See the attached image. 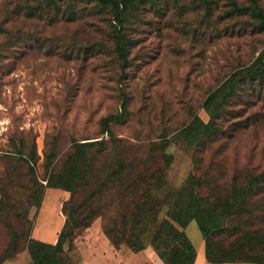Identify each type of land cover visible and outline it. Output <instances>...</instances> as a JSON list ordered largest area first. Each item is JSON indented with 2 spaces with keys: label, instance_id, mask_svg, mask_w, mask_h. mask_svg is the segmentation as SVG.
<instances>
[{
  "label": "rangeland",
  "instance_id": "374dc122",
  "mask_svg": "<svg viewBox=\"0 0 264 264\" xmlns=\"http://www.w3.org/2000/svg\"><path fill=\"white\" fill-rule=\"evenodd\" d=\"M257 2L264 10V0ZM251 3L129 0L119 25L112 3L61 0L62 17L49 21L40 14L51 13L49 0H0L1 186L22 197L23 190L12 187L10 178L24 183L35 179L32 164L23 159L11 160L10 175L2 177L5 155L17 157L7 154L15 152L14 143H23L25 154L35 144L40 174L44 151L52 145L60 150L64 166V153L76 144L109 139L112 133L127 139L158 177L159 187L151 195L173 198L193 174L202 181L197 191L221 209L223 230H238L247 211L264 228V83L259 97L258 86L253 93L238 87L241 93L230 96L231 102H239L231 108L243 116L257 110L247 125L236 124L229 138L222 134L192 140L184 132L195 118L210 120L219 92L206 103L207 95L264 48V27L246 7ZM69 8L75 13L69 14ZM115 28H121L127 45L124 66L115 48ZM243 99L255 104L240 103ZM106 117L112 119L106 122ZM94 149L87 148L90 153ZM115 150L108 141L103 157L109 159ZM247 179L250 196L244 199L240 192ZM60 192L67 218L64 202L70 193L64 189L48 187L40 208L25 200L0 206V264H34L28 246L39 254L40 245L30 241L32 226L34 235L45 230L43 236L51 239ZM102 223L100 216L92 221L93 233L103 231ZM85 229L63 244L58 264H72L67 248ZM184 230L196 250L204 245L195 219ZM222 238L223 246H229L232 238Z\"/></svg>",
  "mask_w": 264,
  "mask_h": 264
},
{
  "label": "trees",
  "instance_id": "16d2710c",
  "mask_svg": "<svg viewBox=\"0 0 264 264\" xmlns=\"http://www.w3.org/2000/svg\"><path fill=\"white\" fill-rule=\"evenodd\" d=\"M49 1L52 5L51 13L50 10H40V14L49 21L62 17L61 0ZM96 1L112 3L115 9L113 19L117 24H122L129 0ZM246 7L259 22V26L264 27V10L257 0H252ZM75 11L69 8V14ZM112 35L116 52L124 66L128 62V54L121 28L113 29ZM263 83L264 48L251 64L242 66L236 73L230 74L218 88L207 95L206 103L219 92L210 120L204 123L200 118H195L186 127L185 134L192 140L222 134L229 138L233 127L236 124L247 125L254 119L257 110L243 116L239 110L231 108L233 103L239 102L236 100L231 102L230 96L247 89L253 93L258 86L255 96L259 97ZM246 100L243 99L240 103L254 105L255 102L261 101L259 98H256L254 103H248ZM233 117L239 118L231 120ZM111 119L106 117L104 121L108 122ZM108 141L116 147L109 159L103 157ZM13 145L15 152L11 150L7 154H16L17 157L5 155L2 177L10 175L8 166L11 160L23 159L32 164L30 168L35 172V179L30 182V186L28 182L10 178L12 187L23 190L22 197L13 192L7 193L0 183V206L17 204L19 200L39 205L44 191L39 189L40 184L44 187L61 188L70 193L64 202L69 208V216L58 232L57 240L48 243L31 237L32 243L40 245L39 254L34 253L28 246L34 264H58L63 244L72 241L73 237L91 225L97 216L102 218L103 232L115 246L125 242L133 251H138L150 245L164 264L194 263L196 248L184 230L192 219L196 220L204 238V255L209 262L264 264V228L254 224L255 215L252 211L246 212L238 230H223L220 223L221 209L218 210V204L213 198L197 191L196 187L201 185L202 181L193 174L187 177L173 198L151 195L150 191L159 187L158 177L148 171L138 154L139 151L127 139L110 133L109 139L101 137L84 140L76 144L73 150L71 148L64 153V166L61 164V152L54 144L48 152L44 151L40 174L34 160L37 153L35 144L27 154L22 151L23 143ZM92 145H95V149L90 153L87 148ZM128 152L132 153L129 158ZM261 178L264 180V173L261 174ZM42 180H45V184H42ZM241 187L240 196L244 199L249 197V179ZM224 236L225 242L232 238L229 246H223L221 240Z\"/></svg>",
  "mask_w": 264,
  "mask_h": 264
},
{
  "label": "crops",
  "instance_id": "0c3cea01",
  "mask_svg": "<svg viewBox=\"0 0 264 264\" xmlns=\"http://www.w3.org/2000/svg\"><path fill=\"white\" fill-rule=\"evenodd\" d=\"M51 188L61 189L57 187ZM47 189L48 187L44 189V193H46ZM43 200L44 198L42 197V204ZM41 203L38 206L39 208L42 205ZM56 203V212L58 216L56 220L57 226L52 232L51 239H45L46 237L43 236L45 230L42 234L40 233V236L34 235V225L32 226L33 238L48 243H54L57 240L58 232L66 219V215L62 211V192L57 196ZM93 228L96 227L92 225L86 227L84 234L77 238L73 247L71 249L67 248V254L72 264H164L150 245L138 251H133L126 244L115 246L102 230L98 232L94 231L93 233ZM193 264L219 263L209 262L204 255V245H200L196 250V258Z\"/></svg>",
  "mask_w": 264,
  "mask_h": 264
}]
</instances>
